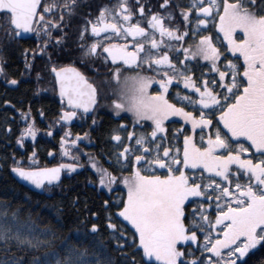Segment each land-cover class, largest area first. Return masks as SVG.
<instances>
[{
    "label": "snow or ice",
    "instance_id": "6c2138e0",
    "mask_svg": "<svg viewBox=\"0 0 264 264\" xmlns=\"http://www.w3.org/2000/svg\"><path fill=\"white\" fill-rule=\"evenodd\" d=\"M136 2L134 9L127 0L101 6L96 15L83 17L78 36L91 41L81 45L83 57L101 59L105 67L112 61L110 74L119 85V98L111 102L114 109L126 110L136 122H150L146 133L128 128L123 121L112 130L111 156L117 163L130 161L129 174L117 176L85 153L99 187L110 189L116 181L124 186L125 192L110 216L122 225L120 245L125 241L136 245V251L157 264H240L239 258L264 243V9L258 12L255 0H186L182 7L177 3L178 12L173 13L165 11L171 0H162L161 11L152 12L149 7L145 12V5ZM40 3L0 0L9 39L22 38L21 30L36 31L37 39L42 32L47 44L52 36L50 29L55 28L61 32L55 41L61 42L65 16L73 13L75 0H63L58 5L44 3L42 9ZM57 7L59 17L51 15ZM166 19H175L176 23L166 24ZM201 26H214L215 42L209 34L197 38L198 31H205ZM237 30L240 35H234ZM189 31L193 42L184 45ZM220 37V47L226 44L225 52L217 47ZM42 48L38 44L34 52ZM228 53L238 56L225 59ZM193 57L206 62L198 76L185 59ZM117 61L146 67L121 78L123 69L117 67ZM51 71L59 96L71 109L87 113L94 107L96 91L79 71L71 66H53ZM173 81L172 87L180 85L182 89L176 87L174 100H170L166 92L171 94ZM7 83L15 85L17 80L12 78ZM149 85H158V90L151 91ZM76 114L62 107L56 123ZM30 115L25 110L19 117L25 126L16 138L18 145L36 135ZM168 117H179V127L172 129L171 139L165 127ZM192 130L199 131L198 140ZM48 134H54L51 127ZM78 139L79 134L70 138L65 129L59 141L62 157L79 160L70 151ZM78 166H13L11 171L40 188L44 182L56 181L61 169L71 172ZM105 207H111L107 201ZM125 222L130 226L127 230ZM106 223L108 229L115 228L113 223ZM89 228L98 230L96 224ZM13 244L40 245L31 221L21 220L15 209L10 215L0 214V249L7 254ZM87 255L84 249L68 246L55 264H89ZM0 264L22 262L4 255Z\"/></svg>",
    "mask_w": 264,
    "mask_h": 264
},
{
    "label": "trees",
    "instance_id": "16d2710c",
    "mask_svg": "<svg viewBox=\"0 0 264 264\" xmlns=\"http://www.w3.org/2000/svg\"><path fill=\"white\" fill-rule=\"evenodd\" d=\"M62 2L63 0H42L40 8H43L44 3L58 5ZM114 2L115 0H75L76 7L73 9V13L70 16H65L63 37L59 44L55 41V36L61 35L59 29L53 30V34L49 38L51 40L47 44H45V37L41 33L39 39H37L36 31H32L26 40L9 39L8 35L5 34L3 16L0 15V61L2 64H9L10 68L12 67V73L18 72L17 70L21 67V61L18 60L20 47H27L34 52L38 44L42 45L43 52H46L50 58V61H42L34 57L30 61L31 82L29 84L27 82L19 83V86L12 90H5L0 84V214L7 213L10 215L14 209L18 210V217L21 220L31 221L40 241L39 246L32 247L27 245L15 246L13 244L7 254L0 249V256H14L22 264H43L45 260L50 261V264H55L57 259H62L68 246H74L87 252L89 264H96L97 261L103 262L105 260L110 261V264H156L146 262L142 252L135 250L136 245L127 241L123 246L120 245L118 238L121 236L122 225L119 220L110 219V216L111 213L115 212V205L119 202L118 198L125 192L124 186L116 181L110 189L99 187L96 183L97 177L88 161L80 174L63 179L56 186L45 187L43 194L30 192L18 185L10 175V169L13 166H19L18 162L22 156L16 143L20 129L25 126L23 122L19 121L20 115L25 110L30 111V118L36 125L40 123L41 119L49 126L55 121L54 102L45 95L37 94L40 89L38 86L45 83V80L42 79H50L48 71L53 66H72L76 68L96 89L98 99L91 112L94 128L87 130L86 134L95 144L93 148L94 159L101 167L109 169L117 176L131 173L130 161L128 163H117L116 158L111 156L114 151L111 146L114 143L111 141L112 130L119 127L123 121L128 128L146 133L150 131V127L147 126L150 125V122L147 120L136 122L131 113H122L121 110L114 109L111 102L119 98L117 95L119 85L112 79L110 74L112 61L109 60L108 66L105 67L101 59L83 57L81 55V45L91 41L87 38L78 39L80 26L84 23L83 17L96 15L101 6L110 7ZM127 2L133 9L138 6L136 0H127ZM161 2L162 0H140V3L145 5V12H148L149 7L152 12L161 11L159 8ZM177 3L182 7L185 5L186 0H171L170 8L165 11L170 10L177 13L178 9L175 7ZM255 6L258 12L264 9V0H255ZM51 12L56 17L59 8L52 9ZM137 17H139L138 13ZM144 23L146 24V19ZM164 23L175 24L176 20L168 21L166 19ZM33 27L35 28V25ZM201 27L205 31H198L197 38L199 35L209 34L215 42L217 34L214 26L211 28ZM186 36L187 39L182 41L184 45L193 42L190 31L186 33ZM222 42L223 38L220 37L217 47L220 48L221 52H225L226 44L224 47H220ZM180 55L184 56V53L181 51ZM237 56V54L228 53L225 59ZM185 59L193 70L194 76H198L199 73L204 71L201 65L206 62L200 61L198 57H193L190 60ZM43 64L46 67H43ZM116 65L123 69L120 74L121 78L125 74L131 75L140 72L143 67H146L140 65L125 67L122 63H116ZM145 74L151 75L152 73L147 72ZM174 84L175 81L170 84L171 94L166 92V96L170 100H174L176 87L182 89L180 85L172 87ZM44 86L46 85L42 86L43 90L46 89ZM158 87V85H149L151 91H157ZM183 91L187 92L189 90L184 89ZM180 106H183V102ZM17 109L20 111L18 112ZM178 121L174 119L165 121L169 139L172 137V129L179 127ZM6 127L10 130L5 131ZM192 131L198 140L199 131ZM124 136L127 138L126 130ZM182 137L183 133L180 134L181 141ZM46 152L37 148L39 156L37 159L44 161ZM105 201L111 207H105ZM93 213H95V216H93ZM212 215H214V212ZM106 221L113 223L115 228L108 229ZM91 224H96L98 230L95 232L90 231L89 226ZM124 226L126 230L130 227L126 223ZM44 229L49 231L44 233L42 231ZM128 235H131L130 231ZM52 252L57 255L52 256ZM239 259L240 264H264V243H258L245 257Z\"/></svg>",
    "mask_w": 264,
    "mask_h": 264
},
{
    "label": "flooded vegetation",
    "instance_id": "af4514ba",
    "mask_svg": "<svg viewBox=\"0 0 264 264\" xmlns=\"http://www.w3.org/2000/svg\"><path fill=\"white\" fill-rule=\"evenodd\" d=\"M56 17H59V12L57 13ZM54 29L55 28H53L51 31L52 34ZM41 35H43L42 32ZM50 40L51 39H49V41ZM20 48L21 49L18 48L20 50V51L18 50V60L21 61L20 63L21 67L19 70H17L18 72H16L15 74L12 73V67L10 68L9 64H2L0 61V84L5 90L11 89L7 86L8 85L7 81L15 77H17L15 78L17 80V86L15 88L19 86V83L27 82V84H29V82H31V72H30L29 63L32 59H34V57L41 59L42 61L43 60L50 61L48 54L46 52H43V49L38 52H32L27 47H23V48L20 47ZM25 49L27 51H25ZM26 60H27V66H26ZM43 67H46V65L43 64ZM48 73L50 79L49 80L45 78L42 79L45 80V83L42 84L41 86H38L41 90L39 89L37 94L45 95L49 97V99H51L52 102H54L55 104L54 112L56 118L55 121L50 126L48 124H45L42 119L40 120V123L38 125L34 123V127L36 129L35 144L32 145L28 141H24L22 143V148L21 149L19 148L21 150L22 156L18 162V165L19 167H24V168H28V167L46 168V167L55 166L60 163H74V164H78L81 167H85V164L88 161L85 153L89 154L90 156L91 155L93 156V148L95 146V144L92 142L90 137L86 136L87 130L89 131L94 128V120L91 119L92 113H90L89 115H84L80 112H76L77 114L76 116H74V123L69 127L63 125L62 123H56L61 113V108L63 107L64 110H70V109H67L65 103L57 98V92H56L54 80L51 76V68H49ZM43 85H46L44 86L46 87V89L44 90L42 89ZM50 127L52 128V131L54 133L52 135L48 134V129ZM65 129H68L70 133V138H75L77 137V134H79L77 145L71 146L70 148V151L72 152L73 156L78 155L80 157L78 161L75 159H70L68 157H62L60 154L59 141ZM88 144H90V146H87ZM37 148L39 150L41 149L43 151H47L45 154L44 161H40L39 159H37V157H39L37 154ZM29 153L32 154L31 159L29 158ZM49 153H52L51 159H48ZM65 174H66L65 172L62 173L63 175L62 180L67 179L64 177Z\"/></svg>",
    "mask_w": 264,
    "mask_h": 264
},
{
    "label": "water",
    "instance_id": "95a60500",
    "mask_svg": "<svg viewBox=\"0 0 264 264\" xmlns=\"http://www.w3.org/2000/svg\"><path fill=\"white\" fill-rule=\"evenodd\" d=\"M41 2H42V0H41ZM40 5H41V3H40ZM40 5H39V7H40ZM0 15H2V13H0ZM59 15H60V11H59ZM47 16V15H46ZM13 31H15L14 29H13ZM31 35V32H23V30H21V33H20V36L22 37V38H15L16 40H18V41H22V40H26L29 36ZM72 67V66H71ZM74 68V67H73ZM76 69V68H75ZM77 70V69H76ZM77 71H79V70H77ZM80 72V71H79ZM81 73V72H80ZM81 75H83L82 73H81ZM51 76H52V78H53V80H54V84H55V88H56V92H57V98L60 100V101H62V102H64L65 103V105H66V108L67 109H70V110H73V111H75V112H80V113H82V114H84V115H89L91 112H92V110H93V108L92 109H90L89 110V112H83V111H81V110H79V109H71L70 108V106L67 104V101L66 100H62L61 99V97L59 96V92H58V89H57V87H56V77H55V74L54 73H52V71H51ZM84 76V75H83ZM85 77V76H84ZM88 81V80H87ZM89 82V81H88ZM90 83V82H89ZM91 84V83H90ZM9 88H15L16 86H17V84H15V85H10V84H8L7 85ZM93 88L95 89V87L93 86ZM95 91H96V89H95ZM96 95H97V92H96ZM95 106V105H94ZM60 123H62L63 125H65V126H71L73 123H74V117L73 118H71L70 120H68V121H66V122H64V121H61ZM24 141H28V142H30L32 145H34L35 144V141H36V135H35V137H26V138H24ZM18 145V144H17ZM87 146H90V144H88ZM18 148H22V146L21 145H18ZM51 157H52V153H49V155H48V159H51ZM83 171V167H81V166H78V167H76V168H74L71 172H69L67 169H61V173H60V176L58 177V179L56 180V181H54V182H52L51 184H49L48 182H44L43 184H42V186L40 187V188H36L35 186H33V185H31L30 183H28V182H26V181H24L23 179H21V178H18L12 171H11V169H10V175H11V177L13 178V180L18 184V185H20V186H22V187H24V188H26L27 190H29L30 192H32V193H36V194H43V190H44V188L46 187V188H50V187H53V186H56V185H58V184H60V182H61V180H62V173L63 172H65L66 174L64 175V177L65 178H70V177H72V176H74V175H78V174H80L81 172Z\"/></svg>",
    "mask_w": 264,
    "mask_h": 264
},
{
    "label": "rangeland",
    "instance_id": "374dc122",
    "mask_svg": "<svg viewBox=\"0 0 264 264\" xmlns=\"http://www.w3.org/2000/svg\"><path fill=\"white\" fill-rule=\"evenodd\" d=\"M234 35H240L239 34V30H237V32L236 33H234ZM233 54V53H232ZM236 55V54H235ZM238 55V54H237ZM116 63H121V62H119V61H117ZM125 67H131V66H133V65H124ZM122 111V113L123 112H127L126 110H121ZM179 120V117H168L167 118V120L166 121H169V120ZM91 157H93L92 155H91ZM94 158V157H93ZM84 168V167H83ZM126 223V222H125ZM144 260L146 261V262H154V263H156L157 264V262L156 261H154V260H151V259H149V258H145L144 257Z\"/></svg>",
    "mask_w": 264,
    "mask_h": 264
}]
</instances>
